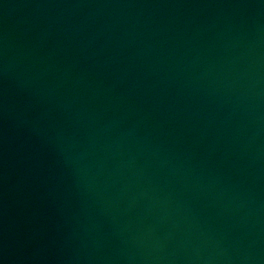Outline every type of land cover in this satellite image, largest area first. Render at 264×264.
I'll use <instances>...</instances> for the list:
<instances>
[{
  "label": "water",
  "instance_id": "obj_1",
  "mask_svg": "<svg viewBox=\"0 0 264 264\" xmlns=\"http://www.w3.org/2000/svg\"><path fill=\"white\" fill-rule=\"evenodd\" d=\"M0 264H264V0H0Z\"/></svg>",
  "mask_w": 264,
  "mask_h": 264
}]
</instances>
